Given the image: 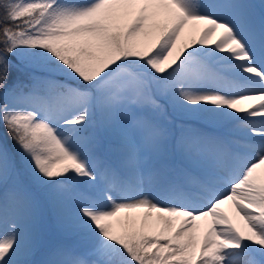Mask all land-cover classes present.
Here are the masks:
<instances>
[{
	"label": "snow or ice",
	"instance_id": "1",
	"mask_svg": "<svg viewBox=\"0 0 264 264\" xmlns=\"http://www.w3.org/2000/svg\"><path fill=\"white\" fill-rule=\"evenodd\" d=\"M0 264H264V0H0Z\"/></svg>",
	"mask_w": 264,
	"mask_h": 264
},
{
	"label": "rangeland",
	"instance_id": "2",
	"mask_svg": "<svg viewBox=\"0 0 264 264\" xmlns=\"http://www.w3.org/2000/svg\"><path fill=\"white\" fill-rule=\"evenodd\" d=\"M252 2L259 5L258 3L260 2V0H252ZM188 36H189V30L186 29L185 38H187ZM121 215L123 216L127 214L122 213ZM41 238L45 246L54 244L59 239V234L55 228V225L47 217L44 218L41 224ZM39 258L41 257L38 256L37 259Z\"/></svg>",
	"mask_w": 264,
	"mask_h": 264
},
{
	"label": "bare ground",
	"instance_id": "3",
	"mask_svg": "<svg viewBox=\"0 0 264 264\" xmlns=\"http://www.w3.org/2000/svg\"><path fill=\"white\" fill-rule=\"evenodd\" d=\"M260 2H261V0H260ZM260 2L258 4H260ZM224 208H225V211H227L230 216H233V210L231 209V207L229 205H225ZM237 222H239V221H237Z\"/></svg>",
	"mask_w": 264,
	"mask_h": 264
}]
</instances>
